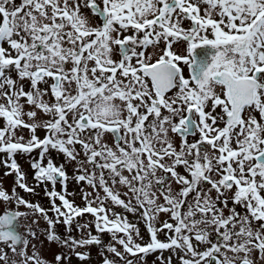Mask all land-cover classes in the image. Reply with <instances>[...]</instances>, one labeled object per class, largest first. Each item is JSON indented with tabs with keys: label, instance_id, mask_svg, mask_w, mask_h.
I'll return each mask as SVG.
<instances>
[{
	"label": "snow or ice",
	"instance_id": "obj_1",
	"mask_svg": "<svg viewBox=\"0 0 264 264\" xmlns=\"http://www.w3.org/2000/svg\"><path fill=\"white\" fill-rule=\"evenodd\" d=\"M0 121V164L15 174L11 193L0 184V264H49L34 241L81 261L76 249L96 246L102 264L157 252L165 264L164 251L264 264V0H0ZM36 150L52 217L15 191L34 192L16 157ZM53 151L93 190L83 207L56 191L68 176ZM114 207L138 214L150 242ZM29 215L46 223L39 235L37 219L20 230Z\"/></svg>",
	"mask_w": 264,
	"mask_h": 264
},
{
	"label": "rangeland",
	"instance_id": "obj_2",
	"mask_svg": "<svg viewBox=\"0 0 264 264\" xmlns=\"http://www.w3.org/2000/svg\"><path fill=\"white\" fill-rule=\"evenodd\" d=\"M17 2H19V0H17ZM184 26L187 27L188 22H185ZM217 111H219V109ZM2 123L3 122L0 121V125H2ZM19 134L24 135L26 139L28 138V135H29L27 130H22V132ZM37 134L39 135L40 138H43L45 135V132L43 130H39ZM189 140L191 142L192 138H190ZM108 142L111 143V137H108ZM179 142H180L179 138H177L176 144L179 145ZM77 149L79 150V146H77ZM49 155L52 157L54 163L57 166L64 164L65 171L67 172V176H68L67 184H66V192L64 191V189L61 188L60 183H57L56 191L64 192L66 197L70 201H72L75 205L83 207L85 201L82 199V197L84 195H87L88 193H92L93 190L91 189L90 186H88L84 182L77 183L75 176L78 173L75 171L76 165L74 162H66L65 157L62 154H59L54 151L50 152ZM38 156H39V150L34 151L31 157L27 155H17L16 159H17L18 164L20 165V170L21 172L25 174V176L27 175L26 183L28 184L29 187L34 188V192L28 193L18 187L15 189V191L19 196H22L25 200L31 203H33L34 201H37V203L40 204L45 210H48L49 217H52L54 214L49 210V208L51 207V203H50V198L46 195V192H45V184H40L39 186H36L37 182L33 179L34 173L31 168V162L33 159H38ZM44 164L45 165L47 164V159L44 160ZM6 171H8V169H6L3 164H0V184L3 185L4 189H6L9 193H11L13 186L15 184V174L5 176L4 173ZM179 171L183 173V169H179ZM51 190H52L51 184H47V191H51ZM100 195H103L102 191H100ZM56 203L59 205L61 202L57 199ZM230 207H231V204H230ZM4 210H5V205L0 204V214H2ZM16 210H19L21 212H28V213H31L32 211L31 209L25 208V207H19ZM113 210L116 212H120L122 215H127L129 222L136 224L137 227L140 229V234H141L142 239H138L136 241L137 243H141L143 245V244L150 242V236L147 232L146 226L144 222L139 219L138 214L133 215L131 213H125L124 210L119 207H114ZM34 219L39 220V225H33V228L37 230L38 235L40 232H43L47 228L46 223L41 217L29 215L27 218H24V217L20 218V221H19V224L21 225L20 230L23 232L24 231L23 226L30 225ZM160 219L161 221H163L165 219H168V217L162 214ZM90 220H92V217L86 214L83 218L79 219V222L83 223L85 221H90ZM157 227H159V224H157ZM55 231L57 234L60 235L61 239L64 238L65 228L63 224L56 225ZM92 233L95 234L94 228H92ZM71 235L75 236L77 239L81 238V234L77 233L75 230V225H73ZM84 238H87V232L84 233ZM158 239L164 241L165 233L163 232L158 233ZM41 240H44L43 236H41ZM102 240L105 245L110 243L111 242L110 234H107V233L103 234ZM34 243H37L38 249L40 251V255L44 259H46L49 262V264H51V262L53 261L54 255L60 252H64L70 257L69 259H66L65 261H63V264H102V261H103V257L100 254V249L96 246H86L82 248H77L76 251L78 252L90 253V256L88 259L81 261L77 259L74 252H68L67 249L59 247L56 243L49 244L47 243V241H44V244L42 247L40 246L38 242L34 241ZM117 247L119 248L120 246L117 245ZM120 250L122 251V249ZM105 255H108L109 258H112L110 254L108 253H105ZM160 255L161 254L159 252L148 255L146 258V264H161V261L157 259V257ZM162 255H163L165 264L167 262L168 257L170 256L172 257L171 264H180L178 257L173 255L170 251H164ZM118 264H120L119 261H118Z\"/></svg>",
	"mask_w": 264,
	"mask_h": 264
},
{
	"label": "trees",
	"instance_id": "obj_3",
	"mask_svg": "<svg viewBox=\"0 0 264 264\" xmlns=\"http://www.w3.org/2000/svg\"><path fill=\"white\" fill-rule=\"evenodd\" d=\"M26 181H27V175H26ZM37 201H34L33 204H36ZM40 205V204H39ZM41 206V205H40ZM42 207V206H41ZM51 209V207L49 208V210ZM239 210V209H238Z\"/></svg>",
	"mask_w": 264,
	"mask_h": 264
},
{
	"label": "flooded vegetation",
	"instance_id": "obj_4",
	"mask_svg": "<svg viewBox=\"0 0 264 264\" xmlns=\"http://www.w3.org/2000/svg\"><path fill=\"white\" fill-rule=\"evenodd\" d=\"M190 138L194 139L193 137H189V139H190Z\"/></svg>",
	"mask_w": 264,
	"mask_h": 264
}]
</instances>
